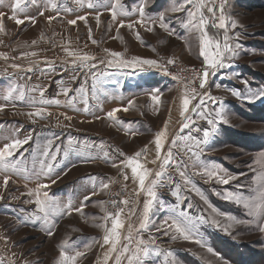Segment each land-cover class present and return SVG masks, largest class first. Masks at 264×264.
<instances>
[{
	"label": "rangeland",
	"instance_id": "1",
	"mask_svg": "<svg viewBox=\"0 0 264 264\" xmlns=\"http://www.w3.org/2000/svg\"><path fill=\"white\" fill-rule=\"evenodd\" d=\"M141 1L120 0L121 4L126 6L130 12ZM51 2L58 7L53 8L50 5L46 8L42 6L41 9L38 3L35 7L31 0H20V5L25 9L24 12L17 14L18 19L25 21L20 25L9 19L12 12H3L5 31L0 33V41H2L0 43V72L4 76L0 80V101H4L6 104H4L3 111H0V147L9 142L6 137H12L16 129H21L17 134L21 139L31 133L32 139L20 150L23 155L18 153L16 159L21 162L22 169H33L35 162V168L39 170V160L43 157L37 151L42 149L47 141L43 137H38L35 140L34 134H49L50 130H53V134H57L58 130L93 134L94 126L104 127L99 124L100 122L94 123L96 122L94 117H102L101 114L108 110L103 103L110 97L115 99L114 93L109 92L110 85L113 86L112 89H118L117 100H121L125 96V94L121 95L125 91L123 88L125 78L119 74H125V68L107 66V61L113 58L106 54L105 49L121 53V59L131 60L133 57H139L157 60L158 66L143 65L127 68L134 72L145 69L149 72L142 73L152 72L155 74L150 73L151 76L148 80L151 82L147 79L143 80L141 76L133 79V83L140 86V82L143 80L142 84L144 85L149 82L157 84L155 79L163 82L161 92H164L160 96L163 99L162 111L164 113L167 112L174 95V91L170 88L165 89V86L173 88L175 86L181 92H185L187 88H195L197 92H207L212 97L220 98L223 101L228 122H218L217 129L210 136L208 144L201 145L205 149L201 159L214 162L229 174L236 175L238 179L231 181L228 185L216 183L214 180L205 182L207 177L196 174L198 169L192 166V161L188 159L189 154H186V150L173 152L177 161L183 157L187 163L186 173L192 185L199 189L208 203L201 200L196 191L189 190L190 186L184 184L174 167L168 168L167 172L171 176V180H165L163 186L157 189L159 202L150 213L148 227L144 231L138 232L137 235L144 240H148L150 236L156 237V244L161 249H170L173 256L169 257L167 261L164 256L156 257L155 260L150 258L146 264H169L171 260H175L176 264H264V232L259 231L257 221L248 215V210L242 204L222 198L226 190L242 192L245 196L254 195L253 190L257 187L254 177L264 172V159L261 158V154H264V98L249 101L232 95V90H238L242 95H247L249 89L253 92L264 89V0H226L224 9L226 16L237 22L236 28H232L229 23L228 34L232 37L233 45H240L237 49L239 55L230 61V67L217 69L215 75L208 77V89H200L199 79L195 76L194 71L199 69L201 72L204 66L203 58L200 56L197 32L186 33L188 36L180 39L182 43L167 36L161 42L157 40L160 35L157 25L153 26V31L148 32L145 27H141L139 24L133 28L127 27L132 21L126 23L125 19L119 16L113 20L110 12L103 7H110L111 0H100L102 6L95 8L87 6L89 2L94 3L95 0H83V6L75 3V0H51ZM5 3L9 4L10 1L5 0ZM165 3L170 6L172 0H165ZM219 3L220 0H216L217 7ZM189 6L191 7V5ZM6 7L8 10L9 5ZM65 9H71V11ZM40 12H44V15H40ZM97 12L100 14L99 27L96 19ZM185 12L182 11V20L185 18ZM217 15H219L218 12ZM78 16H85L87 23L77 20L76 25L68 24L69 20L76 19ZM131 16L139 17V14L133 13ZM26 17H35L36 23H31ZM48 17L56 18L49 23ZM131 19L133 18L128 20ZM121 20L125 22L124 27L119 26ZM89 29H91L92 39L97 41L95 44L89 39ZM134 30H138L140 39H137V34L134 36ZM207 31L210 37H218L221 41L223 40V29L218 31L209 25ZM182 35L185 36L183 32ZM33 41L36 43L33 44ZM162 45H165V48ZM68 52L77 53L80 56L88 55L95 59L87 61L84 65L80 61L73 63L74 57L69 56ZM5 56L7 59L4 58ZM168 59H173L174 63L167 64ZM13 64L19 65L21 70L14 69ZM93 64L96 65L95 68L91 67ZM29 67L33 70L26 71ZM164 68H167V74ZM191 68L193 69L191 70ZM92 73L97 74L96 90L98 86L100 87L96 98L92 96L94 83ZM110 73L115 74L111 76ZM171 74L177 79L171 77ZM114 82H116L115 85H112ZM189 82L191 83L189 84ZM82 86L87 91V111H85L84 96L75 91ZM119 87L123 89L122 92H119ZM64 88L70 90L67 97L64 95ZM10 89H22L25 92L26 100L22 102L17 99L16 97L19 95L17 91L13 93L12 99L5 101L3 96L8 94ZM40 89L44 90L46 100H58L60 103L59 105H47L54 108H47L49 114L45 118L33 116L32 119H29L27 113L35 112V108L21 107L20 104H27L29 98L39 99ZM73 97L76 98L75 102L72 105L66 104V100ZM100 106L103 108H99ZM208 107L217 108L219 105L209 103ZM65 116L71 117V120L65 119ZM207 128L210 130L209 125ZM62 144L64 147H69L67 142L54 141V149ZM32 147L35 152H32ZM94 153L96 155L92 159L91 152H77V156L70 152L68 163L70 168L73 167L71 173L87 179L92 174L99 172L105 173L107 176L110 169L111 175L107 176V179L104 177H100V179H105L109 184L105 198L107 210L115 212L117 208H113L109 202V189L112 184H117L124 189L123 192L125 191L130 182L129 178L124 179L127 168H108V158L103 155L105 152ZM63 155L65 152L58 154L59 167L67 165V158ZM130 155H133V152H116L113 159L117 165H120L125 156ZM86 164L89 165V168L86 167ZM157 167V170H160L159 163ZM181 170H184L183 167ZM4 175V173H0V196L3 197V200L10 205L15 203L14 208L18 203L17 211H32V203H25L32 197L27 196L26 193L28 189H32L37 184V180L35 178L25 179L23 173L19 175L7 173L10 180L5 187L3 184ZM57 175L62 176L61 169H55V174L51 179H56ZM40 182L51 184L47 177H42ZM57 182H60V179ZM177 185L180 186L179 194L183 201L179 205V210L186 211L194 220L200 216L205 218L207 222L197 221L198 235L207 247L213 249L215 255L209 253L206 247L202 248L193 242L183 239L173 241L171 231L168 236L156 231V227L168 216V209L177 204V197L173 195ZM238 185H243V187H238ZM22 193L25 195H21ZM123 196L122 193L121 201ZM134 199H130L131 203ZM144 200L145 196L141 193L138 209L136 208L134 214H137L134 217V222L142 220ZM160 202L165 205L164 209L160 208ZM189 202L192 204L191 209L187 207ZM212 208L224 215H216ZM226 216L241 221H250V223L236 224L226 219ZM213 219L219 221V226L211 223ZM1 222L5 225L4 229L10 228L14 223L12 221L10 224L9 219L6 218ZM259 223H264V220ZM6 237L11 242L8 246L10 250L8 251L2 244H0V250L4 251L6 257L13 253L15 262L19 264H25V262L27 264H49L50 259L55 255L53 244L34 230L18 228L11 233L7 232ZM122 264H127V262L123 261Z\"/></svg>",
	"mask_w": 264,
	"mask_h": 264
},
{
	"label": "snow or ice",
	"instance_id": "2",
	"mask_svg": "<svg viewBox=\"0 0 264 264\" xmlns=\"http://www.w3.org/2000/svg\"><path fill=\"white\" fill-rule=\"evenodd\" d=\"M32 3H36V0H31ZM80 6H83V0H75ZM225 4L226 0H220L219 6L217 7L216 0H172V6L167 11L171 12H182L187 11L188 18L184 21V26L188 28L190 31L197 32L199 39V49L200 56L203 57L204 66L200 73H198L197 78L199 79V87L200 89H204L206 84L208 83V77L210 75H215L217 69L230 67V61H232L236 56L239 55L237 49H239L240 45H233L232 37L228 34V25L230 23L232 28L237 27V22L230 20L228 16L225 14ZM191 5V7H188ZM89 8H95L102 6L100 4V0H95V2H89L87 5ZM12 7V15L9 19L15 21L17 25L23 24L25 21L17 18V11H22L20 8V0H16V2L11 6ZM53 8L58 7L55 4H52ZM108 10L112 16L113 20H116L118 16H128L133 13H138L139 18L131 22L127 25L129 28H133L136 24L141 25V27H145L146 31H153V26L157 25L168 32L169 35H173L174 32L169 30V25L165 22V13L161 12L156 17L146 16L145 14V3H139L138 6L134 7L131 12H129L123 4H121L120 0H111L110 7L103 6ZM66 11H71V9H65ZM206 10V11H205ZM217 12L219 15H217ZM207 13V14H206ZM40 15H44V12H40ZM99 12H97V26L99 27ZM3 16L4 13L0 12V33L5 31L3 25ZM56 17H48L49 23ZM31 23L35 24V17H26ZM77 20H82L87 23L85 16H78L76 19H72L68 21L69 25H76ZM211 25L216 28L218 31L220 29L224 30L223 40L221 41L218 37H210L207 31V27ZM120 27L125 26V22L123 20L120 21ZM43 35V34H42ZM89 39L92 40V43H97L96 40L92 39L91 29H89ZM137 39H140L139 33H137ZM2 43V41H0ZM33 44L36 41L32 42ZM105 52L108 56L113 59H109L107 61V66L109 67H122V68H136L138 66H158V61L154 59H142L139 57H133L131 60L121 59L122 54L119 52H112L105 49ZM69 56H73V63L76 61H80L82 65L86 64L87 61L91 59H95L94 57H89L88 55L80 56L77 53L68 52ZM7 59V57H4ZM103 63V61H101ZM174 63L173 59H168L167 64L171 65ZM12 67L14 69H20L19 65L13 64ZM91 67L95 68L96 65L93 64ZM33 69L29 67L26 71H32ZM54 71L55 69H50ZM43 71V70H42ZM165 73L167 74V68H164ZM102 75V74H101ZM93 78V88H92V96L96 98V81L97 74L92 73ZM175 78V77H174ZM76 79V77H73ZM191 82H189L190 84ZM246 83V82H245ZM19 92V95L16 97L17 99L24 102L26 100L25 92L22 89H10L8 94L3 96L5 101H9L13 97L14 92ZM35 91V89H33ZM40 97L37 98H29L27 100V106L30 108H35V112L27 113L29 119H32L33 116H39L40 118H45L49 113L47 112V105H59L58 100H46L44 98V90L40 89ZM68 88H64V95L67 97L69 93ZM78 93L82 94L85 99V111L87 108V91L82 86L79 89H76ZM232 95L241 99H247L249 101H254L257 99L264 98V89L253 92L251 89L248 90L247 95H242L238 90H232ZM207 97V100L205 99ZM75 97L66 100V104L72 105L75 102ZM152 99L159 102V94L157 90V94L152 96ZM193 101H197L193 104ZM219 105L217 108H209L208 104ZM129 107L133 105V101H128ZM190 105H192L190 107ZM15 106V105H13ZM5 105H0V111H3ZM128 111V107L123 109L121 108H113L108 111L105 115L108 120L114 121L116 123H121L117 120L116 114L119 111ZM194 114L196 119H204L207 121L210 126V130L200 129L198 127H192L191 125H195L196 120H193L192 115ZM180 117L182 118L181 126L176 134V138H174L171 142L172 147L168 149L166 153H164V141L167 139L166 127L167 123H165V129L158 131L155 134V149H156V160H153V164L159 163L160 170L152 171L147 169L143 163H141V159L147 151V146L145 148L140 149L134 155L125 156V159L120 162V165L113 164V167H120L121 169L127 168L131 170V175L133 181L138 182V190L137 195L143 194L145 196L144 204H143V213L142 220L140 222V228L144 229L148 227V223L150 220V213L153 212L155 205L159 202V196L157 189L163 186V182L165 180H171V176L168 175V168L174 167L178 172L179 176L183 180L186 186H190L189 190H194L198 195H200L201 200L207 204L208 201L204 197L202 193H200L199 189H196L194 185H192L190 178L186 173L187 163H185L183 157L179 161L174 158V154L172 148L176 147L178 142L182 143V147L186 149V154L188 155V159L192 161V166L198 169V175L207 177L205 182L215 181L216 183L222 185H228L231 181L237 180L238 177L233 174H229L225 169L216 165L214 162H208L201 159L204 154V147L201 145H207L210 139V136L216 131L218 122L227 123V113L223 107V101L220 98L212 97L207 92H197L195 88H187L183 94V98L181 101V110ZM95 119H100V116H95ZM65 119L71 120V117L65 116ZM188 129V134L181 135L184 133V130ZM21 129L14 130L12 137H6L9 139L8 143H5L3 147H0V173H4L3 184L7 187L10 176L7 173H12L19 175L21 173L24 174L25 179L35 178L37 180V185L35 189H28L26 195L29 197H34V199L26 200L25 203H34L36 205V215L30 216L29 220L35 219H43L49 225L53 223L49 219L50 216L59 214L63 215L65 209H67L68 214H71L72 211L77 213H83V208L86 206V201L90 199V196H85L84 201L81 202L80 207L73 208L71 201L66 206H62L59 201L54 200L49 196V193L45 190L50 187V184L41 183L40 180L42 177H47L50 179L51 184H55L60 176L57 175L56 179H51L52 175L55 174V169L59 167V161L57 159L58 154L60 152V147L57 146L55 151H52L53 140L49 139L42 146L40 155L43 159L39 160L40 168L36 170L35 162L33 164V169H22L20 167L21 162L16 159L17 154L19 153L21 156L23 153L20 151L23 149V146L28 144L32 139V134L29 133L24 138H19L18 133ZM193 131L199 132L203 131V139H199L193 136L191 133ZM133 135L136 133L133 132ZM58 139V137H56ZM69 144H72V141L69 140ZM35 152V150H33ZM65 154H67V149L65 150ZM121 155H124L121 153ZM261 158L264 159V154H261ZM183 167L184 170H181ZM66 174V173H65ZM243 175V174H241ZM89 180L93 182L94 189L97 187L96 177H89ZM124 179L127 180L128 176L125 174ZM254 182L257 184V187L253 190L254 195L245 196L242 192H233V191H225L223 193L222 198L228 201H235L237 204H242L247 210L248 215L252 216L257 221V226L260 232H264V223H259V221L264 220V172L259 173L256 177H254ZM238 187H243V185H238ZM99 190H106L109 188V184L103 181L99 182L98 185ZM180 186L177 185L176 191L173 192V195L177 197V204L168 209V216L162 221V223L156 227L157 232H161L164 236H168L171 231V239L173 241L177 239H183L184 241L193 242L198 244L200 247L207 248L209 253L213 252L211 247H207L203 242L202 238L198 235V226L197 221L207 222L203 216L194 220L191 216L188 215L186 211L179 210V205L183 202L180 199ZM95 191H93L92 195H95ZM218 195L220 193H217ZM21 195H25L22 193ZM0 199H3L0 196ZM19 199V197H16ZM112 205L117 208V210L113 212H109L107 209L103 207L104 202H101V209L105 212V215L101 218L104 223L97 225L98 227L103 229V237L102 243L100 247L103 248L106 245L108 246L107 252L103 257V264H109V261L114 258L115 264H122L123 261H126L127 264H146V262L151 258L155 260L156 257L164 256L167 261L169 257L173 256V253L170 249L165 250L161 249L156 244V237L150 236L148 240H144L142 237L133 234V229L131 226L128 228V234L122 235L121 229L124 228V222L121 218L123 213V209L119 208V204L128 205L129 201L122 200L117 201L113 200ZM188 209L192 208V204L189 202L187 205ZM211 207V205H209ZM160 208L164 209L165 205L160 202ZM131 212L132 209H129ZM212 211L216 213V215H224L222 213L217 212L215 208H212ZM42 214V215H41ZM228 220H231L233 223H250V221H241L235 219L233 217H225ZM19 219V217H18ZM111 222V226L108 227V222ZM170 221V223H169ZM27 223V221H23ZM212 224L219 226V221L213 219L211 221ZM47 235L52 236L53 230L51 227L47 230ZM5 242L7 241V237H4ZM60 251L59 256L56 261V264H77L78 258L82 257L84 253L82 251L76 250L74 254H69V249L67 243H62L59 245ZM27 264V262H25ZM169 264H176L175 260L169 261Z\"/></svg>",
	"mask_w": 264,
	"mask_h": 264
},
{
	"label": "crops",
	"instance_id": "3",
	"mask_svg": "<svg viewBox=\"0 0 264 264\" xmlns=\"http://www.w3.org/2000/svg\"><path fill=\"white\" fill-rule=\"evenodd\" d=\"M10 3L6 4L5 0H0V12H12V5L16 2V0H9ZM51 0H36V3H34L35 7H37V3L39 6L50 7L52 5ZM145 3V14L146 16L156 17L161 12L165 13V22L169 25V30L173 31V35H169L167 31L161 29L158 24L157 28L160 30V35L158 36L157 40L163 42L164 39L167 37L176 39L178 43H182L180 40L182 37L188 36V32L190 30L184 26V21L187 20V11L185 12V18L183 19L182 12H171L167 11L170 9V6L166 5L165 0H142L141 3ZM149 5H147V3ZM6 5H9L8 10L6 9ZM190 7V6H188ZM20 8L22 11H17V14H20L24 12V6L20 5ZM126 8V6H125ZM36 10V9H35ZM129 11V10H128ZM132 11V10H131ZM130 12V11H129ZM121 18L125 19V22L128 23V21H136L139 17H132L131 15L128 16H119ZM130 18H133L131 20H128ZM4 25V23H3ZM154 29V27H153ZM138 31V30H137ZM137 31L134 30V36H136ZM182 32L185 34V36L182 35ZM195 33V31H194ZM165 45H162V47ZM161 47V48H162ZM203 58V57H202ZM115 68V67H112ZM146 72H149L148 70H145ZM142 70L140 71H131L127 68L124 69V73L122 74L124 79V92H122V88L119 87V92H122L121 95L125 94L124 97H122L121 100H117V90L116 88L112 89L113 86L110 85L109 92L114 93V98L110 97L109 100L105 101L103 104L106 105L105 107L108 108V110L105 113H102V117L100 119H96L94 123L101 124L104 127L100 126H94L93 127V134H86L80 131L76 132H64L61 130L57 131V134H53V130H50L49 134L44 133L41 134H34V139L43 137L45 141L51 139L54 141H62L67 142V146L64 147V144L60 146V152H65L67 149V154L63 155L66 156V166H60L59 168H56V170L61 169L62 176L60 177V182H56L55 184H50V187L48 189H45L49 196L52 197L54 200L59 201L62 206H66L69 201H71L72 207H80L81 202L84 201L85 196H90V199L86 201V206L83 208V213H77L75 211H72L71 214H68L67 209H65V212L63 215H53L50 216L49 219L53 221L51 225H49L45 220L43 219H35L29 220L30 216L36 215V205L32 203V211L30 212H20L17 211L18 203L15 205L16 208H14V204L10 205L5 200H0V222L4 221L5 218L9 219V222L13 221L14 223L10 226V229H4V224L1 222L0 224V244H2L3 247H6L9 251V245L11 244L10 239L7 237V241L5 242L4 237H6L7 232L11 233L12 231L21 228L23 229H30L34 230L41 234V236H44L48 239L49 243L53 244V253L55 255L52 259H50L49 264H56V261L59 256V245L62 243H67L69 254H74L76 250L82 251L84 255L80 258H78L77 264H103V257L105 253L107 252L108 246L101 248L100 244L102 243V237H103V229L98 227L97 225L104 223V221L101 219L105 212L101 209V202H104L103 207L107 209L106 206V190H99L98 185L100 181H103L105 183H108L105 181V179L101 180L100 177L106 178L107 176L111 175L110 169L109 174L107 176L105 173L102 172L92 174L91 177H96V184L97 187L94 189L93 182L89 180L88 178L85 179V177H81L80 175H76L74 173H71L73 167L70 168V164L68 163L70 152L71 154L78 155L77 152H91V158H95L94 152H105L103 155H105L106 158H108L109 166L108 168L115 169L116 167H113V164L116 156V152H133V155L139 151L142 148H145L147 146V151L144 154V156L141 159V163L144 164V166L154 171H157L158 163L153 164L152 161L156 160V149H155V134L165 129V123H167L166 127V133H167V139L164 141V152H167L170 147H172V140L176 138V134L178 133L182 118L180 117V110H181V101L183 98L184 92H181V90H178L177 88L165 86L164 88H170L173 92V100L167 110V112L162 111V104L163 99L160 96L161 87H163V82H161L158 79H155V82L157 84L150 83L151 81L148 80V78L151 76L150 72L149 74L142 73L144 72ZM122 72V71H120ZM130 72V73H126ZM117 74V72H115ZM115 73H110L111 76ZM154 74V73H152ZM145 75V76H144ZM155 75V74H154ZM3 73L0 72V80L3 78ZM143 77V80L150 81V85L147 83L146 85L142 84L143 80L140 82V86H136V84L133 83V79H137L139 77ZM159 77V76H158ZM147 81V82H148ZM116 82H114L115 85ZM116 87V86H115ZM98 89L96 91L100 90V87H97ZM205 88L208 89V85L206 84ZM214 89V88H213ZM219 89V88H218ZM159 94V102L157 103L152 99V96L154 94ZM214 92V90H213ZM120 97V96H119ZM143 100H141V99ZM132 100L133 105L129 107L128 101ZM207 100V99H206ZM197 101H193L192 103L195 104ZM6 104L4 101H0V105ZM21 107H28L26 103H21ZM78 106V105H77ZM192 105H190L191 107ZM47 108H54L53 106H45ZM128 107V111L125 112L123 110L119 111L116 114V118L121 123H116L114 121L108 120L106 118V113L113 108H125ZM99 108H103V106H100ZM4 109V108H3ZM83 114V113H82ZM149 114V115H148ZM79 115V114H78ZM147 115V116H146ZM192 115L193 120H196L195 125H191L192 127H198L202 130L207 129V121L204 119H196L195 115L190 113ZM81 116V115H80ZM80 123V122H79ZM78 123V124H79ZM83 125V124H82ZM94 125V124H93ZM188 129L184 130V133H181V135L188 134ZM36 132V130H35ZM135 132L136 134L133 135L132 133ZM193 136L203 139V131H193L191 133ZM60 139H59V137ZM119 136V137H116ZM58 137V139H56ZM118 138V139H116ZM69 140L72 141V144H69ZM83 142V143H81ZM124 142V143H123ZM127 142V143H126ZM73 145V147H72ZM205 146V145H202ZM54 146H52V151H55ZM182 150H186L182 147V143L178 142L177 146L172 148L173 152H184ZM33 152V147H32ZM37 152H41V149H39ZM91 159V160H92ZM112 163V164H111ZM106 165V164H105ZM104 165V166H105ZM89 165L86 164V167ZM78 167V166H77ZM84 168L85 166H81ZM71 169V170H70ZM130 169H126L125 173L127 174L130 181L125 188V191L123 193L122 200L129 201L128 205L120 204V208H122L124 211L121 215V218L124 222V228L121 229L122 235L128 234V228L131 226L133 229V234L137 235L138 232L144 231L146 228L141 229L140 228V222L141 220H137L134 222L136 215L135 212L138 209V203L139 199L141 197V194L137 195L138 190V182L133 181L131 171ZM66 173V174H65ZM107 179V178H106ZM47 184V183H46ZM36 185L32 187V189L36 188ZM124 190V189H123ZM93 191H95V195H92ZM135 196V197H134ZM132 198H135L134 201L131 203ZM31 199H34L32 197ZM29 199V200H31ZM137 208V209H136ZM11 209V211H10ZM129 209H132L130 212ZM92 211V212H91ZM110 212V211H109ZM114 213V212H113ZM42 215V214H41ZM19 217V219H18ZM27 221V223L23 222ZM16 222V223H15ZM111 226V222H108V227ZM51 227L53 230V235L49 236L47 235L48 228ZM10 259V260H8ZM0 264H19L18 262H15V256L13 253L8 254V256H4V251L0 250ZM109 264H115L114 258L109 261Z\"/></svg>",
	"mask_w": 264,
	"mask_h": 264
},
{
	"label": "built area",
	"instance_id": "4",
	"mask_svg": "<svg viewBox=\"0 0 264 264\" xmlns=\"http://www.w3.org/2000/svg\"><path fill=\"white\" fill-rule=\"evenodd\" d=\"M192 69L193 68H191V70ZM194 71H195V76L197 77V75H198V73H200V71H199V69H198V71L197 70H194ZM171 77L174 78L175 76L173 74H171ZM175 79H177V78L175 77ZM114 185L115 184H112L110 189H109V191H110L109 192V202L111 203L113 200H115L119 204V201H121V194H122L123 188L117 184L115 185V187H114ZM113 208H116V207L113 206Z\"/></svg>",
	"mask_w": 264,
	"mask_h": 264
}]
</instances>
